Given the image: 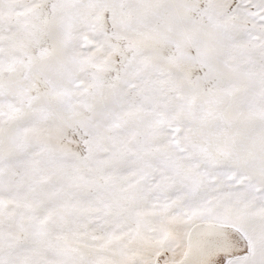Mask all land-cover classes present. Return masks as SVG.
Returning a JSON list of instances; mask_svg holds the SVG:
<instances>
[{
    "label": "snow or ice",
    "instance_id": "snow-or-ice-1",
    "mask_svg": "<svg viewBox=\"0 0 264 264\" xmlns=\"http://www.w3.org/2000/svg\"><path fill=\"white\" fill-rule=\"evenodd\" d=\"M0 264H264V0H0Z\"/></svg>",
    "mask_w": 264,
    "mask_h": 264
}]
</instances>
